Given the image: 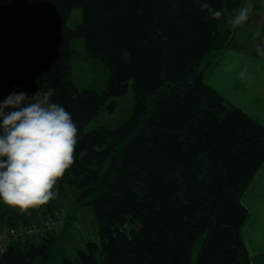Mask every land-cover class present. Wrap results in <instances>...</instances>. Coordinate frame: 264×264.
Returning a JSON list of instances; mask_svg holds the SVG:
<instances>
[{"label":"trees","instance_id":"16d2710c","mask_svg":"<svg viewBox=\"0 0 264 264\" xmlns=\"http://www.w3.org/2000/svg\"><path fill=\"white\" fill-rule=\"evenodd\" d=\"M207 2L220 20L197 0H0V100L55 89L53 101L79 129L60 190L73 187L77 207L94 206L101 237L54 263L70 212L55 199L27 210L0 203V230L40 224L56 210L63 219L4 244L0 264H254L244 196L264 165V123L207 80L245 0ZM75 9L82 17L72 27ZM74 38L108 66L102 91L78 87ZM130 86V118L81 129Z\"/></svg>","mask_w":264,"mask_h":264},{"label":"rangeland","instance_id":"374dc122","mask_svg":"<svg viewBox=\"0 0 264 264\" xmlns=\"http://www.w3.org/2000/svg\"><path fill=\"white\" fill-rule=\"evenodd\" d=\"M251 2L254 7L249 20L236 28L234 39L221 53L214 67L207 72V80L254 118L264 121V55L257 52V49H264V0H251ZM248 3L249 0H245L243 7ZM81 17V9H75L68 24L72 27L76 26ZM72 48L77 52L73 60V75L78 87L102 91L107 86L109 79V69L106 63L100 59L89 58L81 38L72 40ZM112 100L113 106L111 103L104 105L98 116L90 121H85L81 125V129L88 131L102 125L114 127L132 116V86L124 94L116 96ZM263 167L244 196L246 203L253 201L254 196H259L257 190L263 187L264 182ZM54 191L56 192L54 199L60 202V206L68 210L72 216L68 230L57 231L58 242L52 255V262L56 263L60 262L64 256L75 258L78 255V250L85 248L87 242H100L101 237L94 206L77 207L76 189L67 187L61 191L58 181ZM56 211L46 218H53L52 216L56 213L55 226H60L63 222L62 214L60 211ZM8 243L7 240L4 242L0 240V247ZM199 248L200 242L194 247V260Z\"/></svg>","mask_w":264,"mask_h":264},{"label":"clouds","instance_id":"9594fccd","mask_svg":"<svg viewBox=\"0 0 264 264\" xmlns=\"http://www.w3.org/2000/svg\"><path fill=\"white\" fill-rule=\"evenodd\" d=\"M208 18L223 13L207 0H197ZM253 4L241 7L231 23L245 24ZM264 55V49H257ZM55 89L28 95L16 90L0 100V203L27 210L54 199L57 181L76 160L78 123L62 104L53 101ZM82 155V153H81Z\"/></svg>","mask_w":264,"mask_h":264},{"label":"crops","instance_id":"0c3cea01","mask_svg":"<svg viewBox=\"0 0 264 264\" xmlns=\"http://www.w3.org/2000/svg\"><path fill=\"white\" fill-rule=\"evenodd\" d=\"M261 122L264 123L262 120ZM257 193L259 196H254L253 201L246 203L250 209V213L244 225L243 233L252 262L254 264H264V182L263 187L257 190Z\"/></svg>","mask_w":264,"mask_h":264},{"label":"built area","instance_id":"2783aa9c","mask_svg":"<svg viewBox=\"0 0 264 264\" xmlns=\"http://www.w3.org/2000/svg\"><path fill=\"white\" fill-rule=\"evenodd\" d=\"M56 218L57 217L44 220L40 224H34L30 227H24L20 229H15V228L2 229L0 231V240L2 242H4L5 240L10 242L13 238H17L19 235L22 237L26 234L38 235L44 230V228L51 229L55 227V223L57 221Z\"/></svg>","mask_w":264,"mask_h":264}]
</instances>
